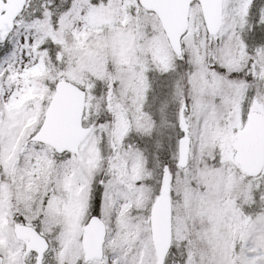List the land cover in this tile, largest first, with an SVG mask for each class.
Segmentation results:
<instances>
[{
	"label": "snow or ice",
	"instance_id": "1",
	"mask_svg": "<svg viewBox=\"0 0 264 264\" xmlns=\"http://www.w3.org/2000/svg\"><path fill=\"white\" fill-rule=\"evenodd\" d=\"M0 264H264V0H0Z\"/></svg>",
	"mask_w": 264,
	"mask_h": 264
}]
</instances>
